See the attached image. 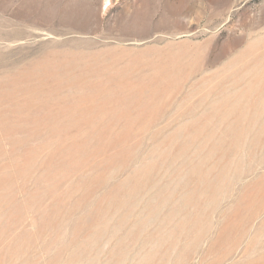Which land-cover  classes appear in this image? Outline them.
I'll return each mask as SVG.
<instances>
[{
	"label": "rangeland",
	"instance_id": "374dc122",
	"mask_svg": "<svg viewBox=\"0 0 264 264\" xmlns=\"http://www.w3.org/2000/svg\"><path fill=\"white\" fill-rule=\"evenodd\" d=\"M0 264H264V0H0Z\"/></svg>",
	"mask_w": 264,
	"mask_h": 264
},
{
	"label": "bare ground",
	"instance_id": "6f19581e",
	"mask_svg": "<svg viewBox=\"0 0 264 264\" xmlns=\"http://www.w3.org/2000/svg\"><path fill=\"white\" fill-rule=\"evenodd\" d=\"M23 194H24V193H23ZM21 196H22V195H21ZM22 198H23V197H22ZM22 198H21V199H22ZM1 205H2V204H1ZM122 206H123V205H122ZM130 207H131V206H130ZM251 208H252V207H251ZM126 213H127V212H126ZM262 213H263V212H262ZM257 215H258V214H257ZM111 217H112V216H111ZM112 220H113V219H112ZM131 220H132V219H131ZM107 221H108V220H107ZM257 221H258V220H257ZM141 223H142V221H141ZM114 224H115V223H114ZM254 226H255V225H254ZM127 228H128V227H127ZM133 230H134V229H133ZM154 234H155V233H154ZM134 236H135V235H134ZM146 236H147V235H146ZM19 238H20V237H19ZM89 238H90V237H89ZM148 238H149V237H148ZM148 238H147V239H148ZM42 239H43V238H42ZM150 241H151V240H150ZM17 243H18V242H17ZM143 244H144V243H143ZM259 244H260V243H259ZM133 246H134V245H133ZM133 246H132V247H133ZM212 247H213V246H212ZM249 255H250V254H249ZM255 258H256V257H255ZM11 259H12V258H11ZM33 259H34V258H33ZM122 263H123V262H122Z\"/></svg>",
	"mask_w": 264,
	"mask_h": 264
}]
</instances>
